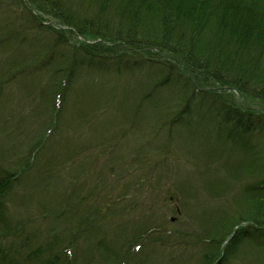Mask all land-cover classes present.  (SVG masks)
<instances>
[{
  "label": "trees",
  "instance_id": "16d2710c",
  "mask_svg": "<svg viewBox=\"0 0 264 264\" xmlns=\"http://www.w3.org/2000/svg\"><path fill=\"white\" fill-rule=\"evenodd\" d=\"M30 2L34 10L45 17L33 18L36 23L31 24L29 20L32 18L30 15L32 10L24 5L19 13H11L13 17L11 24L4 26L5 19L2 22L4 32H0L3 34L0 36V42L15 44L19 47L16 50H20L21 54L16 55L17 60L8 66L11 75L0 82V88L2 83L12 79L19 81L25 75L28 64H32L30 74L52 67L51 79H48V82L58 79L50 105L53 112L58 98L59 108L54 115L59 117L60 126L73 88L82 73H111L116 77L123 74L124 66L131 72L137 69L145 77L141 90L137 88L135 92H131L120 89L119 93L109 94L107 85H101L103 94L101 100L95 99L94 103H91L95 108L80 102L72 118L77 116L88 118L92 112H95V118H98L100 109L109 112L110 106L116 104L125 107L128 103L130 108H134L137 102V105L141 106L147 100L153 99V91L169 86L168 99L172 100V96H175L174 100L180 104L181 109L171 114L165 112V116H159L153 121L152 126L157 122L159 129L167 124L169 129L166 133L170 135L175 130L174 127H186L191 140L184 144H190L195 138L197 141L206 140L213 132L216 134L223 132L225 135L223 139L232 142L227 158L231 161V155L235 153L236 156L234 161H231L236 164L231 165L229 160L226 161L229 168L225 170L232 179L248 183L245 197L249 203L239 212L234 210L236 207H228L224 212L211 211L207 217L206 215L201 217L209 223L199 234L200 243L196 246L191 245L189 250L177 253L175 248H184L183 241H170L172 236H166L160 226L148 229L143 227L136 231L128 225L134 222L132 220L124 222L125 220L118 217L108 220L98 218V214L86 216L83 223L79 225L78 220L75 224L78 218L72 217V213L76 203L59 199L57 210L48 211L46 206L37 207L38 217L56 214L59 220L53 225L52 238L45 243V250L41 244L36 247L32 245V234L23 226L27 242L21 241L19 245L13 246L7 239H3L4 246H0V254L12 252L16 256L24 257V260L14 262L1 256L0 264H78V253L75 251L69 253L72 251V244H64L67 232H60L59 228L60 225L68 224L71 227L73 221L87 244L81 264H189L186 261L192 264H227L232 255L239 253L241 242L254 235L264 234V0H30ZM15 4L18 7L22 6L20 0ZM48 15L59 23V28L44 25L40 21ZM29 27H31L29 30L34 28H38L39 31L47 30L55 34L56 38L51 41L42 39L38 42L28 39L29 37L23 33L25 31L27 33ZM11 49H7L6 54H9ZM26 50H29V54L23 56L22 52ZM47 55L50 56L45 58ZM126 58L137 60L128 61L124 65ZM141 58L157 61L155 65H146L145 68L138 62ZM42 79L44 78H40L39 81ZM39 81L36 83L38 88L42 84ZM115 85L116 83H113L112 87L115 88ZM143 88L150 91L145 93ZM205 88L210 90L207 94L199 93L200 89ZM228 91L238 94L242 108L234 107L233 103L225 99L222 93ZM142 93L146 96L140 97L141 101L138 96ZM47 94L48 92L43 93L42 97ZM33 95L30 92L23 101L30 100L33 106L32 100L35 103L39 99ZM82 95L85 94L76 95L80 101L87 98ZM1 97L2 95L0 99ZM196 102L198 104L195 106ZM201 105L202 109L196 108ZM162 111H165L164 108ZM139 114L137 110V115ZM186 114H189L188 117H184ZM162 117H166L165 120ZM72 118L68 124V132L73 129L72 122L75 119ZM111 123L108 124L109 128ZM136 123L137 121H131V130L136 127ZM116 133L122 135L124 132L116 130ZM93 134L101 135L95 130ZM105 143L101 142L97 147L105 146ZM219 145L221 143L217 147ZM142 146H138L139 154L151 153L149 147ZM65 147L73 153L74 148H77L69 141ZM208 147L210 145L205 144L203 150H207ZM213 148L212 146V150L209 149L207 154V157H210L209 161L205 162L202 159L204 165L196 174L204 176L206 170L208 177L210 172L218 175L221 171L217 167L220 163H214V166L210 167L214 159ZM103 153L105 152L101 151V154ZM79 155L86 153L77 152L68 160H59L61 166L59 175L66 172L67 169L64 168L73 161L75 163V157ZM114 165L115 162L112 166L115 167ZM73 170L74 168L71 172ZM1 172L0 226L7 230L6 233H12L14 231L8 224L9 209L6 200L15 182L18 180L20 182V179H16L8 172ZM196 174L190 175L189 179ZM72 176V181L77 179ZM216 180L218 179L207 181V192L215 190ZM188 192L187 189L180 188L177 192L179 196L172 197L184 198V201ZM222 193V196L226 194L224 190ZM190 194L195 195L193 192ZM125 209V207L120 209L122 215L126 213ZM243 223L246 225H242ZM2 231L0 228L3 235ZM140 243V251L135 252L134 246ZM29 244L36 250L31 252ZM171 244L175 246L169 247Z\"/></svg>",
  "mask_w": 264,
  "mask_h": 264
},
{
  "label": "rangeland",
  "instance_id": "374dc122",
  "mask_svg": "<svg viewBox=\"0 0 264 264\" xmlns=\"http://www.w3.org/2000/svg\"><path fill=\"white\" fill-rule=\"evenodd\" d=\"M15 2L17 0H0L1 33L4 32L3 20L6 21L4 26L11 24L10 21L13 20L11 13H19L24 5L32 10L30 14L32 18L29 20L31 24L36 23L33 18L45 17L34 10L30 0H20L22 3L20 7ZM40 21L42 23L51 22L52 26L59 28V23L52 16L48 15ZM30 28L27 33L26 31L23 33L29 37L28 39L38 42L42 39L51 41L56 38L55 34L47 30L39 31L38 28L29 30ZM1 33L0 36L3 35ZM0 45H3L0 46V82H2L11 75L8 66L13 64L17 60L16 55L21 53L20 50H16L19 47L15 44L0 42ZM7 49H11L9 54H6ZM22 54L23 56L29 54V50ZM31 67L32 64L26 66L25 75L19 81L12 79L7 83H2L0 88L2 89L0 94L2 95L0 99V172H8L16 179H20V182L19 180L15 182L6 200L9 209L8 224L14 232L3 234V236L13 241L15 239L14 242L21 241V237L25 236L22 230L24 226L32 234V245L36 247L41 244L42 249L45 250V242L51 240L54 227L48 226V217L37 216V207L46 206L48 210H52V207L56 209L59 199H67L71 200L70 203H76L72 213V217L78 218L75 224L78 220H80L79 225L83 223L86 216L98 214V218L103 217L108 220L117 217L125 220L124 222L132 220L134 222L128 225L136 231L143 227L148 229L152 226H160L164 228L166 236H172L170 241H183L184 248H175L179 253L189 250L191 245L196 246L200 243L199 234L208 227L207 223H209L201 219L202 216L207 217L209 212H224L228 207H236L237 210H234L237 212L247 207L249 200L246 202L241 190L247 189L248 183L232 179L225 170L229 166L222 163L230 161L227 154L232 148V142L223 139L225 136L223 132H217V134L213 132L206 140L197 141L195 138L190 144H184L191 140L186 127L176 126L170 135L166 133L169 129L167 124L159 129L157 122L152 126L153 121L163 116L165 112L171 114L181 109L180 104L174 100L175 96H172V100L168 99L169 86L158 90L157 96L160 102L153 99L140 106L135 101L134 108H130L128 103L125 107L116 104L110 106L109 112L98 108V112L100 109L98 118H95V112L90 113L88 118L78 116L72 118L80 102H85L88 107L95 108L91 103H94L95 99L101 100L103 96L101 85H107L109 94L119 93L120 89L135 92L137 88L142 89L145 79L141 72L133 75L124 71L122 75L116 77H113L111 73L84 72L77 79L64 113V120L59 126V118L57 122L51 119L52 105H50L58 78L48 82V79H51L50 69L52 67L30 74ZM40 78L44 79L39 81ZM38 81L42 83L39 88L36 85ZM113 83H116L115 88L112 87ZM144 89L146 88H143L145 93L150 91ZM30 92L39 98L35 103L32 100L33 106L30 100L23 101V98ZM42 92H48V94L42 97ZM81 93H84L85 95L82 96H87V98L80 101L79 96L76 95ZM139 93L141 92H137ZM145 93L137 96L142 98L146 96ZM222 95L229 103H233L234 107L242 108V101L236 92H223ZM202 107L201 105L196 108L202 109ZM162 108L165 111H162ZM137 110L140 112L139 115H137ZM123 111L126 114L123 115ZM187 115L189 114L184 117H188ZM71 118L75 121L72 122L73 129L68 132L67 128ZM162 118L165 120L166 117ZM131 121H137L136 127L132 130L130 129ZM110 122L112 125L109 128ZM93 130L101 135L94 136ZM116 130L124 133L115 134ZM48 131H52L51 134H48ZM44 132L45 135H43ZM45 139L47 141L42 150L36 152L37 144L39 145V142ZM67 141L77 146L74 148L75 153L65 147ZM101 142H106L105 146L97 147V144ZM219 143L221 145L217 147ZM205 144L210 145L207 150H203ZM142 145L149 147L151 153L139 154L138 146ZM212 146L214 147V158L220 159L213 160V163H220L217 167L221 171L218 175L210 172L208 177L206 170L204 176L196 174L198 169L204 165L202 159L205 162L209 161L210 157L208 158L207 154L209 149L212 150ZM101 151L105 153L101 154ZM77 152L86 153V155L75 157V163L73 161L66 167L63 166L67 171L59 175V167H61L59 160H68L72 154L75 155ZM193 155H196L198 159ZM235 158V153H233L231 161ZM231 161V165L236 164ZM113 162H115V167L112 166ZM212 166L214 164L210 165ZM72 168L74 170L71 172ZM194 173L196 175H193L190 180L189 176ZM72 174L77 178L74 181L71 180ZM213 179H218L215 181L216 188L207 192V181ZM180 188L189 191V198L187 195L184 201V198L172 197L179 196L177 192ZM222 190L226 193L224 196H222ZM192 192L195 195L191 196ZM186 201H188L187 204ZM122 207L126 208V213L123 215L120 210ZM72 224L71 227L68 224L60 225L59 228H61L60 232H67L64 244H72L71 252L78 253V264H81L87 244L74 221ZM3 239L6 238L0 237V246H4ZM239 248L238 255H232L228 264H264L263 244L244 242ZM29 249L31 252L36 250L30 244ZM95 259L97 260V256ZM21 260H24V257L13 256L10 259V261ZM186 263L192 264L188 261Z\"/></svg>",
  "mask_w": 264,
  "mask_h": 264
}]
</instances>
